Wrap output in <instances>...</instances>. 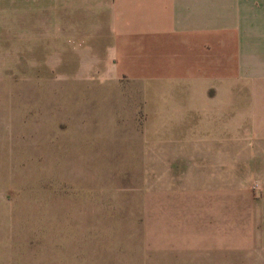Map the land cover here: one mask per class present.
Wrapping results in <instances>:
<instances>
[{"label": "rangeland", "instance_id": "obj_1", "mask_svg": "<svg viewBox=\"0 0 264 264\" xmlns=\"http://www.w3.org/2000/svg\"><path fill=\"white\" fill-rule=\"evenodd\" d=\"M5 13L0 264L264 261L256 80L235 77L201 129L152 128L160 121L147 114L144 83L110 78L108 59L77 65L92 58L65 57L64 39L55 65L49 19ZM169 133L176 139H163Z\"/></svg>", "mask_w": 264, "mask_h": 264}, {"label": "crops", "instance_id": "obj_2", "mask_svg": "<svg viewBox=\"0 0 264 264\" xmlns=\"http://www.w3.org/2000/svg\"><path fill=\"white\" fill-rule=\"evenodd\" d=\"M3 10L49 19L55 65L64 39L65 57L92 58L77 65L108 59L110 78L144 83L147 114L160 121L152 128L201 129L237 76L256 80L264 98V0H0Z\"/></svg>", "mask_w": 264, "mask_h": 264}]
</instances>
